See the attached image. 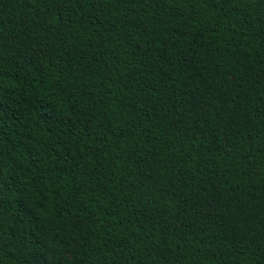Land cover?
Instances as JSON below:
<instances>
[{"label": "trees", "instance_id": "obj_1", "mask_svg": "<svg viewBox=\"0 0 264 264\" xmlns=\"http://www.w3.org/2000/svg\"><path fill=\"white\" fill-rule=\"evenodd\" d=\"M0 264H264V0H0Z\"/></svg>", "mask_w": 264, "mask_h": 264}]
</instances>
